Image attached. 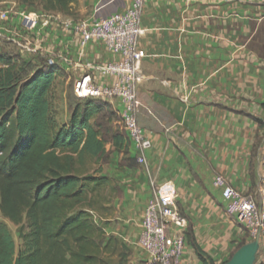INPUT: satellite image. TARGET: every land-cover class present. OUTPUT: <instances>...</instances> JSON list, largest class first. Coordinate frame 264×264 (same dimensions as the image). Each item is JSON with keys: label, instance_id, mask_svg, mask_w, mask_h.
<instances>
[{"label": "crops", "instance_id": "crops-1", "mask_svg": "<svg viewBox=\"0 0 264 264\" xmlns=\"http://www.w3.org/2000/svg\"><path fill=\"white\" fill-rule=\"evenodd\" d=\"M127 7L128 0H96L92 17L85 21H101ZM41 14L18 6L10 21L43 50L67 52L72 65L59 69L73 80L89 66L119 60L100 42L79 47L60 24L31 23ZM58 18L69 19L61 14ZM140 26L144 33L138 41L143 57L138 63L137 120L151 148L144 153L146 166L119 167L122 160L139 155L131 144L126 156L116 153L111 159L109 175L119 183L121 197L110 201L114 217L100 219V226L129 249L127 264H147L148 256L138 244L143 212L155 188L171 181L178 210L196 243L214 264H225L223 234L231 225L222 218L224 200L211 186L213 176H223L233 189L261 202L257 189L264 136V0H145ZM34 60L48 65L45 53ZM94 77L99 84L105 81L97 73ZM108 103L116 112L122 109L117 99ZM230 233L241 237L238 230ZM246 241L261 258L264 240L247 236ZM185 243L180 264H201L187 239ZM259 258L256 264L264 262Z\"/></svg>", "mask_w": 264, "mask_h": 264}, {"label": "trees", "instance_id": "trees-1", "mask_svg": "<svg viewBox=\"0 0 264 264\" xmlns=\"http://www.w3.org/2000/svg\"><path fill=\"white\" fill-rule=\"evenodd\" d=\"M17 2L71 17L77 0ZM62 76L0 39V217L16 227L19 241L0 219V264H127L129 249L98 221L120 194L101 166L114 153L126 156L129 142L118 113L96 99L73 102L58 125L51 99ZM92 162L101 165L91 169ZM136 165L132 158L119 167ZM185 236L201 264H214L189 224Z\"/></svg>", "mask_w": 264, "mask_h": 264}, {"label": "built area", "instance_id": "built-area-1", "mask_svg": "<svg viewBox=\"0 0 264 264\" xmlns=\"http://www.w3.org/2000/svg\"><path fill=\"white\" fill-rule=\"evenodd\" d=\"M144 1L128 0V7L123 12L97 22L59 20V14L43 12L30 19L31 23L41 21L43 26L60 24L71 32L73 42L81 48L91 42H100L118 55L119 60L116 62L89 66L88 72L73 80L72 87L78 100L96 99L108 103L117 99L121 102L122 109L117 112L120 126L129 144L139 152L135 158L140 166H146L144 153L151 148V140L137 120L141 107L137 94L138 63L143 57L138 49V41L144 33L140 26ZM13 14L9 10L0 12L1 40L13 45L21 53L29 54L30 59L45 53L48 57L46 66L59 68L61 65H72L67 52L43 50L33 36L13 26L10 21ZM92 73L105 79L103 84H99ZM211 186L220 192L225 214L238 223L251 240H264V136L257 189L261 202L233 189L221 175L213 176ZM176 198L174 184L166 181L155 188L153 200L144 209L138 244L148 256L147 264L181 263L188 222L179 212Z\"/></svg>", "mask_w": 264, "mask_h": 264}, {"label": "rangeland", "instance_id": "rangeland-1", "mask_svg": "<svg viewBox=\"0 0 264 264\" xmlns=\"http://www.w3.org/2000/svg\"><path fill=\"white\" fill-rule=\"evenodd\" d=\"M95 1L96 0H77L76 5L73 7V10L71 11V17H66V18L77 20V21H85L87 19H90L92 17L93 12H94L93 11V4L95 3ZM18 6L19 5H18L17 0H4V1L0 2V12L5 11V10L15 12V10ZM17 52L25 60L30 59V57H31L27 53H21L18 50H17ZM37 62L35 64L41 63V61H39V60ZM64 74H65V76L60 77L56 81L55 89H54V92L52 94V99H51L52 109H53V117H54V119L58 125H61L62 123L68 121L69 109H70L71 104H73V102H78V99L76 98V96L74 95V92H73V87H72L73 77L70 75L69 72L64 73ZM106 148L109 150V145H107ZM116 155L117 154L115 153L113 156H111V159L115 158ZM111 163H112V160H109V162L106 165H103L101 167L103 168L104 175L108 176L113 181H115L114 180L115 178L113 176L109 175V166L111 167ZM98 165L99 164H95L94 162H92L89 166L91 169H93V168L95 169ZM118 171L119 170L116 167H115V170H113V172H116V173H118ZM116 184H117V187L119 188V186H118L119 183L116 182ZM120 197H121V193L116 195V198H120ZM112 199H113V197L109 198V203ZM110 216H111V218L114 217L112 210L106 212L104 214L102 220L103 219L105 220ZM222 218L224 220H227L226 222H227L228 226L231 225L228 228L229 230H225V232L223 234L224 241H223L222 246H223V249L225 250L224 254H228V260L226 261V263H227L229 260H231V258L233 256H235L238 253L239 250L246 248V247L249 248L250 246H248V245H250V243L249 244L246 243L247 242L246 241L247 233L238 223H236L234 220L229 218L227 215L222 216ZM0 219H1V217H0ZM2 221H4L6 223L8 229L10 230V232L13 236V239H14L16 245H18L19 241H18V238L16 235V227L6 220H2ZM97 221H98V219H97ZM98 223L100 225L99 221H98ZM102 224H104V223H102ZM231 230H235V231L238 230V232L241 234V237L235 238L234 235L232 236V233H230ZM107 235L113 236L111 234H107ZM259 257H260V254L256 253V251H255L253 253L252 258H251V264H256V261L258 260ZM128 259H129V257H128ZM260 259L264 260V254H261V258H259V260ZM127 263H128V261H127Z\"/></svg>", "mask_w": 264, "mask_h": 264}, {"label": "water", "instance_id": "water-1", "mask_svg": "<svg viewBox=\"0 0 264 264\" xmlns=\"http://www.w3.org/2000/svg\"><path fill=\"white\" fill-rule=\"evenodd\" d=\"M254 252L255 250L253 248H243L226 264H251V258Z\"/></svg>", "mask_w": 264, "mask_h": 264}]
</instances>
